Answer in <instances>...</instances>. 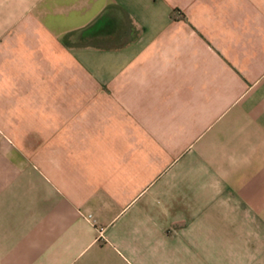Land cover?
Wrapping results in <instances>:
<instances>
[{
    "label": "crops",
    "instance_id": "obj_1",
    "mask_svg": "<svg viewBox=\"0 0 264 264\" xmlns=\"http://www.w3.org/2000/svg\"><path fill=\"white\" fill-rule=\"evenodd\" d=\"M0 264H264V0H0Z\"/></svg>",
    "mask_w": 264,
    "mask_h": 264
}]
</instances>
